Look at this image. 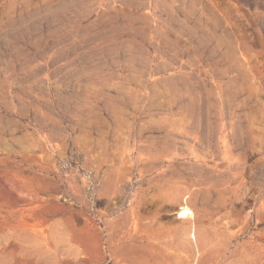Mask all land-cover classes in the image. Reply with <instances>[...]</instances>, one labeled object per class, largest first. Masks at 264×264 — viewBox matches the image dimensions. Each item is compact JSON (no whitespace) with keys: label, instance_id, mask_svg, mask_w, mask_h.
Instances as JSON below:
<instances>
[{"label":"rangeland","instance_id":"rangeland-1","mask_svg":"<svg viewBox=\"0 0 264 264\" xmlns=\"http://www.w3.org/2000/svg\"><path fill=\"white\" fill-rule=\"evenodd\" d=\"M0 264H264V0H0Z\"/></svg>","mask_w":264,"mask_h":264},{"label":"bare ground","instance_id":"bare-ground-1","mask_svg":"<svg viewBox=\"0 0 264 264\" xmlns=\"http://www.w3.org/2000/svg\"><path fill=\"white\" fill-rule=\"evenodd\" d=\"M183 208V207H182ZM179 213H180V216H184V215H186V214H188L189 213V210L186 208V206L183 208V209H181V211H179ZM190 215V214H189Z\"/></svg>","mask_w":264,"mask_h":264}]
</instances>
